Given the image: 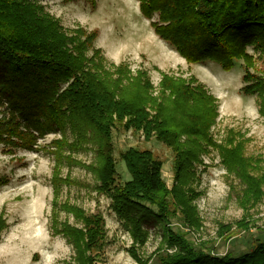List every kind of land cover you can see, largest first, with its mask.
Segmentation results:
<instances>
[{
	"label": "trees",
	"instance_id": "16d2710c",
	"mask_svg": "<svg viewBox=\"0 0 264 264\" xmlns=\"http://www.w3.org/2000/svg\"><path fill=\"white\" fill-rule=\"evenodd\" d=\"M39 1L0 0V106L10 107L0 119V145L9 151H32L41 134L60 131L65 135L68 122L75 133L86 128L101 155L96 168L99 193L111 199L112 211L132 240L127 253L137 264H149L151 257L158 264H264V240L239 256L220 257L208 252L205 244L197 246L186 234L175 231L172 221L176 218L184 228L201 229L202 220L193 204L198 197L184 186L169 190L163 162L151 151L130 148L123 152L121 160L132 179L123 184L118 179L112 133L117 124H123L126 130L141 132L147 140L155 137L174 150L176 178L187 184L204 147L217 148L223 165L245 186L238 196L243 208L250 210L261 203L264 170L257 165L260 160L245 156L246 141L228 137L224 146L213 142L210 130L218 116L216 99L196 79L187 82L164 74L156 97L145 73L132 77L124 66L107 70L99 50L89 56L96 32L78 28L68 34ZM80 1L96 11L98 0H63ZM138 1L156 35L188 63H214L230 71L242 60L243 92L258 96L264 117V71L251 72L254 56L248 51L253 48L259 57L264 56V0ZM155 16L158 21H153ZM114 75L120 78L114 80ZM124 81L130 92L121 90ZM57 143L54 153L60 159L64 142ZM61 181L55 178V187ZM4 183L0 178V185ZM53 208V232L63 234L72 244L75 263L98 264L107 244L104 217L58 205L56 199ZM59 211L72 215L82 228L61 222ZM147 227L161 230L162 243L153 256L143 259L139 252L150 238ZM6 228V220L0 217V239Z\"/></svg>",
	"mask_w": 264,
	"mask_h": 264
},
{
	"label": "rangeland",
	"instance_id": "374dc122",
	"mask_svg": "<svg viewBox=\"0 0 264 264\" xmlns=\"http://www.w3.org/2000/svg\"><path fill=\"white\" fill-rule=\"evenodd\" d=\"M129 4L132 6H127ZM39 5L57 19L68 34L78 28L89 34L96 32L89 56L99 50L107 70L124 66L132 77L138 72L145 73L156 97L160 94L164 74L187 82L196 79L197 84L204 86L216 99L218 106V116L210 130L213 142L224 146L228 137H235L238 142L245 140V156L260 160L257 165L264 170V117L260 114L258 96L243 92L246 84L242 60H237L230 71L214 63H188L174 47L156 35L150 20L143 16L145 23H141L138 0H98L96 11L84 1L40 0ZM153 21H158V16ZM248 51L254 56L251 72H263L264 56L259 57L253 48ZM113 78L118 80L120 76ZM123 86V92H130L127 81ZM9 109L6 105L0 106V119L9 113ZM68 123L65 135L52 131L38 136L32 151L21 148L9 151L0 145V178L6 181L0 185V217L7 224L0 239V264H76L72 244L63 234L53 232L54 199L58 205L80 208L88 216L100 214L104 217L107 244L98 264H137L127 253L132 240L112 211L111 199L98 190L99 146L89 140L86 128L85 132L81 128V133H75ZM22 125L25 126V122ZM117 125L112 133V144L121 184L132 179L121 154L137 148L151 151L163 162V179L169 190L178 185L196 192L198 198L193 204L202 220L201 229L184 228L176 218L172 221L175 231L186 234L197 246L205 244L208 252L220 257L239 256L264 240V198L250 210L243 208L238 196L243 195L245 186L236 173H230L223 165L217 148L204 147L198 161L192 165L187 184L183 178H176L174 150L155 137L147 140L141 132L128 131L123 124ZM58 140L64 142L60 159L54 153ZM55 178L62 179L57 187ZM58 214L61 222L82 228L72 215L60 211ZM245 220L249 230L245 228L246 223L237 226ZM230 225L232 229L228 230ZM148 230V243L139 252L143 259L153 256L162 243V232L158 227ZM151 258L149 264H158L156 257Z\"/></svg>",
	"mask_w": 264,
	"mask_h": 264
},
{
	"label": "crops",
	"instance_id": "0c3cea01",
	"mask_svg": "<svg viewBox=\"0 0 264 264\" xmlns=\"http://www.w3.org/2000/svg\"><path fill=\"white\" fill-rule=\"evenodd\" d=\"M127 6H132V5H131V4H129V5H127ZM137 13H138V12H137ZM138 14L141 16V17H140V19H141V20H140V21H141V23H143V24H144V23H145V22H144V19H145V18L143 17V15L141 14V12H140V13H138ZM146 20H147V19H146ZM145 27H146V24H145Z\"/></svg>",
	"mask_w": 264,
	"mask_h": 264
}]
</instances>
